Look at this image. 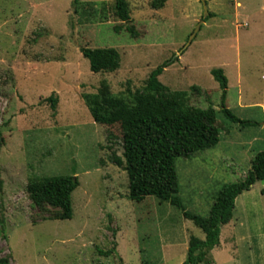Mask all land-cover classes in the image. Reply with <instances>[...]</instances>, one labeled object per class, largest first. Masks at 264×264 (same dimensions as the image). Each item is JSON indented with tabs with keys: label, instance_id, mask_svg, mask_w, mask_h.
<instances>
[{
	"label": "rangeland",
	"instance_id": "374dc122",
	"mask_svg": "<svg viewBox=\"0 0 264 264\" xmlns=\"http://www.w3.org/2000/svg\"><path fill=\"white\" fill-rule=\"evenodd\" d=\"M73 1L0 0V257L10 264H183L191 236L205 233L182 208L130 198L120 128L97 123L87 97L105 79L115 94L136 91L172 61L160 80L189 91L191 105L220 110L224 91L212 70L223 68L226 105L253 123L219 114L226 128L218 146L176 162L185 210L208 216L222 186L243 180L264 151V0H207L208 13L203 0H168L162 8L128 0L129 24L117 17L116 0H82L78 12ZM83 47L117 48L121 68L93 72ZM54 94L56 109L48 100ZM73 174L80 182L73 218L43 220L29 179ZM209 261L200 264H264V181L238 197Z\"/></svg>",
	"mask_w": 264,
	"mask_h": 264
},
{
	"label": "trees",
	"instance_id": "16d2710c",
	"mask_svg": "<svg viewBox=\"0 0 264 264\" xmlns=\"http://www.w3.org/2000/svg\"><path fill=\"white\" fill-rule=\"evenodd\" d=\"M167 1L154 0L152 5L154 8H162ZM73 5L78 12L83 2L74 0ZM99 5L103 13L107 12L106 3ZM114 10L124 24L132 22L128 0H116ZM127 29L133 35L138 33L134 25H128ZM82 53L89 59L91 70L95 73H110L121 68L122 55L115 47H83ZM171 64L172 61H167L158 66L142 88L129 90L125 94H115L110 82L105 79L98 91L87 97V103L97 123L107 127L118 125L120 128L130 198L141 202L154 196L161 202L182 208L185 216L205 233V238L191 236L187 259L183 264L210 263L211 251L220 244L222 226L234 217L238 197L251 190L256 182L264 181V151L256 155L252 168L243 180L222 186L208 216L185 210L179 194L177 159L190 158L198 152L218 146L221 133L226 128L219 121V114H224L232 122H253L241 120L226 105L229 81L223 68L212 70L224 91L222 106L218 110L214 105L207 108L191 105L189 91L172 90L164 84L160 76ZM192 89L200 92L197 86ZM48 100L56 109L59 98L54 94ZM79 185L75 174L34 175L29 179L27 190L43 220H66L74 216L72 195ZM112 252L102 251L105 255ZM0 264H10L9 258L0 257Z\"/></svg>",
	"mask_w": 264,
	"mask_h": 264
},
{
	"label": "water",
	"instance_id": "95a60500",
	"mask_svg": "<svg viewBox=\"0 0 264 264\" xmlns=\"http://www.w3.org/2000/svg\"><path fill=\"white\" fill-rule=\"evenodd\" d=\"M203 2H204V5H205V9H206V11H207V13H208V3H207V0H203ZM202 23H203V22H202ZM202 23L197 27L196 32H195V33L193 34V36L191 37V41H192V39L196 36L197 32L201 29Z\"/></svg>",
	"mask_w": 264,
	"mask_h": 264
}]
</instances>
